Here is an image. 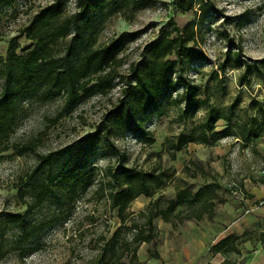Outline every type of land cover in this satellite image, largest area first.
<instances>
[{"label": "rangeland", "instance_id": "obj_1", "mask_svg": "<svg viewBox=\"0 0 264 264\" xmlns=\"http://www.w3.org/2000/svg\"><path fill=\"white\" fill-rule=\"evenodd\" d=\"M54 1L0 0V77L10 64L11 47L19 30ZM75 1H70L61 20L76 11ZM138 1L142 2L138 11L130 7L110 17L106 13L93 15L100 29L97 47H104L123 34L135 35L120 50L113 65L116 73L129 81L141 68L148 44L161 37H176L178 30L183 35L193 31L190 49L204 55L206 60H186L175 70L173 79L182 78L199 87V98L212 107L228 113L233 107L231 123L220 121L216 126V131L225 136L217 140L216 146L190 144L177 154L176 160L170 158L163 150L165 142L190 132L208 113L201 110L186 119L181 87L166 92L145 113V131L154 135V144L146 142L150 136L129 132L128 110L126 102H122L118 81L108 95L89 93L72 108H66L61 97L48 101L31 99L18 107L12 141L24 144L37 140L39 147L35 153L23 157L14 156L11 151L0 152V220L8 215L26 214L28 208L22 204L18 192L21 188L33 189L35 182L30 176L38 156L65 152L58 155L50 179L46 180L50 187L54 180L52 198L27 215L28 231L44 223L48 225L46 230L29 236L32 242H37V250L23 255L22 230L11 225L5 234L7 242L3 248L0 246V264H97L101 247L121 225L117 210L110 208L99 189L115 188L106 171L117 167L124 158L128 166L146 172L160 166L167 171L164 187L153 198L142 196L132 204L130 212L135 215L146 210L151 201L166 208L175 198L181 179L194 191L213 178L223 187L219 195L225 203H217L211 217L205 215L200 222L187 221L176 227L156 219L157 244L142 245L139 249L142 258H151L150 253H157L162 244L178 245L186 237L205 233L209 235V244L204 243L206 247L200 251L191 248L195 258L190 264H264V134L262 140L249 143L238 138L254 119L256 128L264 131V0ZM186 6L189 11H184ZM16 43L19 57H27L35 48V42L25 36L16 39ZM71 44L72 38L68 37L56 45L57 59L65 57ZM230 52L240 55L237 61L253 66L249 83L240 81L243 69L230 68L225 73L218 70ZM1 85L0 78V88ZM114 112L117 114L113 115ZM185 167L191 172L186 173ZM73 176L80 179L78 189H82L85 177H90L93 183L75 201L65 188L56 185L59 179ZM233 234L238 237L237 253L210 254L211 244ZM132 256L129 254L124 263L136 264Z\"/></svg>", "mask_w": 264, "mask_h": 264}, {"label": "trees", "instance_id": "obj_2", "mask_svg": "<svg viewBox=\"0 0 264 264\" xmlns=\"http://www.w3.org/2000/svg\"><path fill=\"white\" fill-rule=\"evenodd\" d=\"M71 0H55L52 4L38 11L28 25L19 30V36L35 42L34 50L25 58L16 54V39L10 51V64L2 73L0 88V152L11 151L14 156L23 157L29 153H35L39 147V141L32 140L24 144L12 141L18 118V107L28 104L33 98L42 101L61 97L66 108L76 106L80 100L89 93L106 96L117 86L121 85L122 102H126L127 116L129 117V132L150 136L146 142L154 144L152 133L145 131V113L153 109L162 99L163 95L177 87L183 90V98L186 103L183 116L186 119L194 117L199 111L207 110L204 121L188 133H181L168 139L163 150L172 160H176L178 153L185 150L190 144H202L216 146V142L224 135L218 133L216 126L220 121L231 123L232 110L227 111L210 106L207 100L199 98V87L191 85L182 78L173 79L175 70L186 60L203 61L206 57L198 55L190 49V43L194 41L193 31L182 32L176 37H161L146 46V55L141 63V68L136 70L129 81L119 76L113 69L117 63L120 50L129 41L135 38L134 34H123L113 39L108 45L98 48V36L100 29L93 21V15L106 13V17L122 13L124 9L133 7L135 11L142 8V2L138 0H76V11L68 18L61 20ZM201 3L203 1L201 0ZM190 7H184L189 11ZM206 7H203V11ZM247 19V18H246ZM68 37L72 38V44L67 54L61 60L55 56L56 45ZM238 54L231 52L219 65L218 70L225 73L230 68L243 69L240 77L241 83H249V74L253 66L237 61ZM258 72V71H257ZM125 100V101H124ZM116 115L117 113H112ZM257 119L252 121L249 127H245L239 134L243 143L252 140H262L264 131L256 128ZM213 142V143H212ZM264 142V141H263ZM60 152H49L39 155L37 164L32 171L30 179L33 180V189L21 188L18 192L22 204L27 206L26 214L8 215L0 220V246L7 242L5 234L11 225L18 226L22 230L23 255L35 251L37 242L29 239L31 234L40 233L47 229L46 223L26 228L27 215L42 207L50 198L54 189V180L46 185L50 179L51 170ZM185 172L191 169L185 167ZM204 175L206 173L201 169ZM106 177L111 179L115 188L104 191L101 196L106 198L112 210H117L121 225L116 229L112 238L108 240L99 252L97 264H125L129 254H133L132 262L138 261V251L144 244L156 246L158 229L154 224L156 219L174 227L187 221L203 220L205 215L212 216L217 203H225L219 195L223 190L222 185L213 178L212 182H205L198 191L183 179L181 186L176 190L174 199L168 202L166 208H161L159 202L151 201L148 208L135 215L130 212L132 204L140 197L153 198L165 185L167 171L160 166L155 170L143 171L127 165L124 158L115 168L106 171ZM195 178L196 176H190ZM73 180V182H70ZM82 189L79 188L78 176L63 177L56 182L59 187L65 188L73 201L79 194H85L91 187L92 180L85 177ZM23 182V181H22ZM67 187L71 189H66ZM98 190V191H99ZM236 235H229L210 248L211 255L223 253H237ZM151 257L160 260L159 253H150Z\"/></svg>", "mask_w": 264, "mask_h": 264}, {"label": "crops", "instance_id": "obj_3", "mask_svg": "<svg viewBox=\"0 0 264 264\" xmlns=\"http://www.w3.org/2000/svg\"><path fill=\"white\" fill-rule=\"evenodd\" d=\"M162 223L166 225L168 224V223H165L163 220H162ZM208 236L209 235L205 233H202V235L196 233L194 234V236H190L189 238L188 237L184 238L181 244H178V245H175L173 243H171L170 245L162 244L163 245L162 248L160 246V249L158 250L161 260H157L152 257L148 259H145L144 257L142 258L141 256L142 252L139 250L140 251V253L138 251V259L140 258L139 263L141 264H190L189 262H191L195 258L191 248L195 247V249L199 251L201 249H204V247H206L204 243H207L208 240L210 241V238ZM194 237L197 238L198 240L195 239ZM208 244L209 242L207 243V245ZM212 246L213 244L209 246L208 251H210V248Z\"/></svg>", "mask_w": 264, "mask_h": 264}]
</instances>
